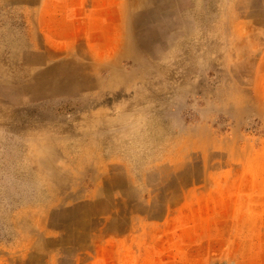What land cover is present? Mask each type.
<instances>
[{
    "label": "rangeland",
    "instance_id": "obj_1",
    "mask_svg": "<svg viewBox=\"0 0 264 264\" xmlns=\"http://www.w3.org/2000/svg\"><path fill=\"white\" fill-rule=\"evenodd\" d=\"M0 264H264V0H0Z\"/></svg>",
    "mask_w": 264,
    "mask_h": 264
},
{
    "label": "bare ground",
    "instance_id": "obj_2",
    "mask_svg": "<svg viewBox=\"0 0 264 264\" xmlns=\"http://www.w3.org/2000/svg\"><path fill=\"white\" fill-rule=\"evenodd\" d=\"M135 1V0H134Z\"/></svg>",
    "mask_w": 264,
    "mask_h": 264
}]
</instances>
